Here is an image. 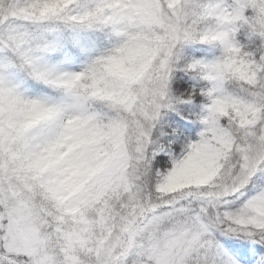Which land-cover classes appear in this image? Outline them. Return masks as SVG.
I'll return each instance as SVG.
<instances>
[{
	"label": "snow or ice",
	"instance_id": "snow-or-ice-1",
	"mask_svg": "<svg viewBox=\"0 0 264 264\" xmlns=\"http://www.w3.org/2000/svg\"><path fill=\"white\" fill-rule=\"evenodd\" d=\"M0 264H264V0H0Z\"/></svg>",
	"mask_w": 264,
	"mask_h": 264
}]
</instances>
